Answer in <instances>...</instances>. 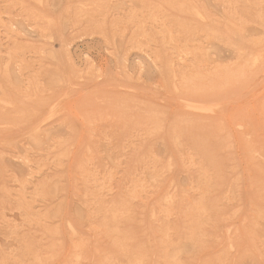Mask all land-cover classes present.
<instances>
[{
  "label": "rangeland",
  "instance_id": "rangeland-1",
  "mask_svg": "<svg viewBox=\"0 0 264 264\" xmlns=\"http://www.w3.org/2000/svg\"><path fill=\"white\" fill-rule=\"evenodd\" d=\"M0 264H264V0H0Z\"/></svg>",
  "mask_w": 264,
  "mask_h": 264
},
{
  "label": "bare ground",
  "instance_id": "bare-ground-1",
  "mask_svg": "<svg viewBox=\"0 0 264 264\" xmlns=\"http://www.w3.org/2000/svg\"><path fill=\"white\" fill-rule=\"evenodd\" d=\"M197 13H198V12H197ZM232 27H233V26H232ZM234 29H235V28H234ZM216 37H217V36H216ZM215 39H218V37L215 38ZM215 39H214V40H215ZM219 40L222 41V39H219ZM197 46H198V45H197ZM260 56H262V55H260ZM243 58L245 59L246 57H243ZM251 58L254 59L253 57H251ZM260 58H261V57H260ZM252 59H251V60H252ZM253 61H255V60H253ZM254 63H255V62H254ZM255 64H256V63H255ZM243 65H244V64H243ZM228 68H229V67H228ZM225 69H226V68H225ZM225 69H224V70H225ZM217 70H218V69H217ZM220 70H221V69H220ZM170 71H171V70H170ZM186 71H187V70H186ZM191 74H192V73H191ZM195 76H196V75H195ZM247 78H248V77H247ZM248 82H250V80H249ZM210 89H211V88H210ZM185 103H187V102H185ZM189 103H190V102H189ZM215 103H216V102H215ZM215 103H214V104H215ZM185 105H187V104H185ZM189 105L191 106V103H190ZM194 105H195V104H194ZM216 105H218V104H216ZM216 105H215V106H216ZM201 106H203V105H201ZM193 107H195V106H193ZM206 107H207V106H206ZM208 107H212V106H209V105H208ZM195 108H196V107H195ZM197 108H198V107H197ZM199 108H201V107L199 106ZM209 109H211V108H209ZM178 140H179V139H178Z\"/></svg>",
  "mask_w": 264,
  "mask_h": 264
}]
</instances>
